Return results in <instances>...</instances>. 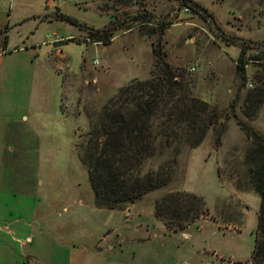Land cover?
<instances>
[{"label": "rangeland", "instance_id": "rangeland-1", "mask_svg": "<svg viewBox=\"0 0 264 264\" xmlns=\"http://www.w3.org/2000/svg\"><path fill=\"white\" fill-rule=\"evenodd\" d=\"M18 1L30 7L15 6L14 17L43 9L44 0ZM49 1L84 27L42 24L32 41L43 52L53 31L64 54L0 51V212L19 203L6 208L28 225L26 254L38 264H250L260 200L246 153L253 134L264 140V0H190L208 16L188 0ZM108 26L107 44L85 30ZM156 50L215 122L197 148L179 153L167 186L97 208L81 146L122 87L150 78ZM161 151L145 170L170 162L173 152ZM167 210L199 216L180 230Z\"/></svg>", "mask_w": 264, "mask_h": 264}, {"label": "trees", "instance_id": "trees-1", "mask_svg": "<svg viewBox=\"0 0 264 264\" xmlns=\"http://www.w3.org/2000/svg\"><path fill=\"white\" fill-rule=\"evenodd\" d=\"M188 3L195 11L198 9L205 16L209 15L199 4L190 0ZM55 18L81 29L84 27L58 9ZM85 30L90 38L104 44L109 43L114 31L109 26L102 30ZM232 41L254 45L250 40L236 37ZM62 44V41L58 42V45ZM154 53L156 60L150 78L144 82L134 80L122 87L117 96L101 108L81 146L80 163L86 171L97 208L113 210L123 207L167 186L171 180L169 170L179 153L185 147L197 148L208 127L215 122L209 106L190 95L185 76L172 70L157 50ZM244 55L242 50L240 63H243ZM237 69L243 74L241 65ZM252 136L254 142L246 159L251 165L250 185L260 203L250 264H264V140L256 134ZM162 149L173 152L170 162L145 170L149 161L163 156ZM169 200L171 198L166 197L164 202ZM174 213L167 210L163 217H177L180 230L199 216V211L190 219L181 213L174 216Z\"/></svg>", "mask_w": 264, "mask_h": 264}, {"label": "crops", "instance_id": "crops-1", "mask_svg": "<svg viewBox=\"0 0 264 264\" xmlns=\"http://www.w3.org/2000/svg\"><path fill=\"white\" fill-rule=\"evenodd\" d=\"M13 1L14 0H4L0 5V32L2 31L0 33V51L5 54H7L8 50L13 51L15 54H29L27 48H36L37 46L32 39L40 25L47 24L50 26L53 22L60 21L55 18V12H52L53 9L57 8L61 13L63 12L58 5H55V3L51 4V1L44 0L43 9L40 14L22 15L23 13H20L19 10V14L17 13L14 17L15 6H17L18 9H29L30 5L26 4V2L24 3L20 1L14 5ZM46 13H51V15L48 17ZM45 15L47 16L46 18H44ZM68 32L69 34L66 36L73 35L70 33L71 31L68 30ZM45 38L47 39V37ZM43 43L46 49L41 52V47L38 44L36 49L39 52L36 54H64L60 48L66 43H63L62 45L51 44L48 41ZM0 190H2L1 183ZM13 201L15 200H11L8 203L3 202L2 206L6 214L0 212V264H38V261L33 256H28L26 254L27 244L31 243L30 236L24 226L28 225L26 223H24V225L22 223L19 224V222H22L18 219L20 217L19 215L11 218L9 211L6 208L7 206L8 209H10L11 205H17L18 207L19 203L12 204Z\"/></svg>", "mask_w": 264, "mask_h": 264}, {"label": "built area", "instance_id": "built-area-1", "mask_svg": "<svg viewBox=\"0 0 264 264\" xmlns=\"http://www.w3.org/2000/svg\"><path fill=\"white\" fill-rule=\"evenodd\" d=\"M184 11L185 12H188V9L187 8H184ZM50 40H49V42H51V43H58V42H61V41H63V39L62 38H59L56 34H51L50 36ZM85 42H87V43H89L90 45H94V46H96V44L94 43V42H91L90 40H89V38H87V37H85Z\"/></svg>", "mask_w": 264, "mask_h": 264}]
</instances>
